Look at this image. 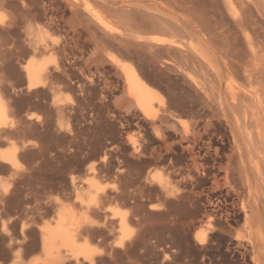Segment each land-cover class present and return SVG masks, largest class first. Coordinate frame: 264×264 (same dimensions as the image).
I'll list each match as a JSON object with an SVG mask.
<instances>
[{
    "label": "rangeland",
    "instance_id": "374dc122",
    "mask_svg": "<svg viewBox=\"0 0 264 264\" xmlns=\"http://www.w3.org/2000/svg\"><path fill=\"white\" fill-rule=\"evenodd\" d=\"M91 1L97 3L120 32L111 37L103 36L102 31L88 22L83 13L79 16L80 29L89 26L93 33L99 34L98 40L101 46H105L102 47L105 48L104 54H116L133 64L145 81L160 91L168 111L175 114V119L169 116L164 123L166 146L159 154L156 153L162 142L157 141L150 127L137 118L139 113L126 99L123 83L119 89L105 94L101 90L103 80L95 74L97 69L83 63L78 53L76 58L81 61L78 59L79 66L70 81L72 84L66 82L68 85L60 89L64 104L72 108L65 121L64 118L61 120L65 131L59 130L61 121L58 122L57 117L52 118L46 109L37 107L28 112L34 113L36 118L39 116L37 120L42 121L38 122L41 124H38V130L26 126L25 130L20 129L22 132L17 131L20 134L15 132L11 137L0 139V149L15 145L21 147L30 142L31 148L42 149L38 156L19 158L14 170L9 164L0 162V184L8 190L4 199L0 196V264L19 261L20 250L23 251L20 253L23 264L40 255L39 226L52 222L54 214L42 212L41 215L36 210L38 204L48 207L56 200H64L66 205L75 200L80 202L82 198L88 200V193L92 192L89 178H94L106 192V197L100 201L101 210L92 217L101 225L108 223L107 229L101 228V235L93 241L100 264H253V258L260 255L259 251L264 252V246H259L260 249L257 241L251 238L239 196L244 192L243 188L240 189L242 180L246 182L247 172H252L248 174L250 180L255 181L252 187L259 191V197H255L258 205L255 203L253 212L263 224L264 161L261 164L262 179L254 176L250 165V170L245 172L241 162H248L252 154L253 161L262 157L264 145L256 141L252 146L255 147L253 152L242 129L240 137L242 134L244 137L240 141L245 140L239 141L238 147L246 143L247 156L244 155V145L243 160L240 152H236L234 165L226 177L227 159L223 154L229 155L232 151L229 131L219 124L215 133L213 129L207 131L206 121L216 120L213 118L216 115L222 119L223 111L220 110H227L224 116L229 114L227 117L230 119L236 112L242 117L245 106L251 102L241 96L240 105L233 106L228 95L226 97L227 93H224V99L228 102L222 101L218 97L221 92L220 75H213L210 65L197 55L191 43L200 47V41L204 40L208 52L212 50L213 57H216L213 62L221 66L225 74H233L237 84L246 90L251 86L243 76L244 69L248 70L254 76L253 84L264 101V4L260 0H254V4L246 2L244 11H241L244 26L239 28L224 0ZM247 33L254 43L255 53L249 48ZM53 38L64 41L65 34L58 32ZM93 47H85V60L96 53ZM185 66L190 68L191 74L206 82L209 93L220 88L218 93L215 92L214 102L208 103L205 95L185 80L180 70ZM105 69L107 75L115 80L112 76L114 70L109 64ZM91 77L95 79V92L83 87ZM91 93H96L97 97ZM215 99H220L218 102L224 106ZM133 146L140 148L138 154L131 149ZM248 146L252 154L247 152ZM216 147L222 149L219 156H215ZM46 149L51 151L45 154ZM239 170L241 174L245 172L241 175L244 178L240 177ZM91 171H95L93 176ZM252 175L253 178L250 177ZM72 178L78 192L73 188ZM256 208L260 214L263 213L262 219ZM121 215L128 222L125 234L120 227ZM3 222L9 224L11 234L4 233ZM23 224H29L34 233L30 229L22 234ZM203 232L208 235V240L200 243L196 236Z\"/></svg>",
    "mask_w": 264,
    "mask_h": 264
},
{
    "label": "bare ground",
    "instance_id": "6f19581e",
    "mask_svg": "<svg viewBox=\"0 0 264 264\" xmlns=\"http://www.w3.org/2000/svg\"><path fill=\"white\" fill-rule=\"evenodd\" d=\"M150 1L152 2V0ZM260 1H262V4H264V0ZM246 2L248 4H254L255 1H223L225 7L232 16V20L236 24V27L238 26L239 28H243L244 26L241 13L244 11H242V9ZM100 3L103 4V2ZM66 12L69 13L68 16H66ZM81 13L85 14V16L89 20L88 22L92 23L93 25H95V28L100 29V31H102L101 33H103V36L111 37L114 35V33L120 32V30L118 32V28H115L112 20L108 18V16L102 10L99 9L97 3L94 4L91 0H0V18H2L3 20V22L0 23V139L9 136L11 137V135H14L15 132L17 134H20V132L18 133L17 131H21L20 129L25 130L24 128L26 126H29L30 129L33 128V130H38V128L41 126V124H39L38 122H40L41 120H37L39 116H37L36 118V115L34 113H29L32 108L42 107L47 110V112L52 118H54V116L57 117L58 122L61 121L63 118L65 121L66 116L70 114L72 108H68L64 104L60 89L63 87V85L65 86L67 84L66 82L70 83V81L73 79V74L76 72L78 65L77 62L79 59L76 58V56L78 55V53H80V56L78 57L84 60L83 63H86L88 66L94 65V69H97L96 71H98V73L96 72L95 74H99L100 78H102L103 81H101L103 82L104 87L101 90L105 91V94L111 93L112 91H114L115 89H119L123 85V89L125 90L128 97L126 99H129V101L133 103V105H135V107L137 108L136 110L139 113L137 118L141 120L146 127H150L157 141L162 142V146L156 150V153L159 154L162 151V147L166 146L164 123L170 117L174 118L175 114L173 113V115L172 113H170V111H168L164 97L162 96L160 91L148 82H146L133 64L123 60L116 54H111L109 52H107L109 53L108 55L104 54L105 48H102L104 45L101 46L98 40L99 37L97 36L99 34L93 33V30L87 25V28L85 27L82 30L80 29L82 28V26L79 25V16L81 15ZM58 32H63V34H65V40H62L63 42L53 38L54 34ZM85 37L86 39H84ZM200 43V47H195L193 43H191V46L196 51L197 55L203 58L210 65V71L213 72V75H220L218 77H220L219 87L221 86V89L219 87L218 88L221 92L220 94H218V97L221 98L222 101L224 100L225 102H228L226 99H224V93H227L226 97L228 95L227 98L231 100V105L236 107L240 105L239 100L241 96L251 102L249 104L247 103V105L245 104L246 106L242 113L243 115L241 114L242 117L237 115L236 112L232 115V119H230L228 118L230 116L228 113V117L224 116L225 111L219 109L220 111H223L221 112L223 113L222 119H219V116L216 117V115L213 117L216 120L206 121L205 129L207 131L209 129H213L215 133L218 124L220 126H225V128H227L229 131L231 137L230 144L232 151L230 152L231 154H223L224 157L222 156L223 158L227 159L225 175L226 177H229V174L232 170V165H234L232 162L234 158H236L235 153L240 152L239 156L241 155L240 158H242L243 160L242 151L243 149H245L244 145H246V143H241L244 148H242V145L241 147H238L240 138L244 137L242 136L243 134L240 137L242 129L245 131L244 135L246 137V140L248 139V145L250 144L251 148L252 146H255L254 144L256 141H259L258 143L264 145V101L262 100V95H260L261 92L258 90V88H256L255 84H253L254 76H252L248 70L244 69L245 71L243 76L244 79L247 80L248 84H251V86L249 85V90H246L245 88L244 90L237 84L238 82H236V80L234 79L233 74H225L223 68L221 66H217L215 64L216 62H213L215 61L216 57H213L214 54L212 53L210 47L209 49L211 51L210 53L208 52V47L205 41L201 40ZM247 43L249 45L250 50L255 53L254 43L252 42L251 37L250 35H248V33ZM86 44H88L89 46L91 45V47L94 46L93 50L94 48L96 49V53H92L94 55L91 56L89 60H85L84 57L87 51H85V47L88 46H86ZM70 57H72V59H70ZM66 60H69V63ZM108 64L114 70V75L112 76L115 77V80H112V77L107 75L105 67ZM83 65L85 66V64ZM186 66L184 68L180 67L181 73L185 75V80H188L193 86L197 88V90H199V92L204 94L206 100H208V103L212 102L213 97L215 98L214 95L218 93L219 89L217 92L214 91L213 93H209L206 82H203L204 80L201 81L198 77H196V75H193V73L191 74V71H188L190 68L188 67V69H186ZM78 69L80 68L78 67ZM88 82L89 83H85L84 85V82L82 81L84 89L88 90L89 92H95V79L91 77L90 81ZM120 83L123 84L121 85ZM94 95L95 97H97L96 93ZM94 95L92 94V96ZM215 101L217 100L215 99ZM218 101H220V99ZM218 103L220 105V102ZM156 104L159 105V108H156L157 110H155V107L157 106ZM222 104L221 105L224 106V103ZM45 120L47 122L49 121L47 119ZM62 121L59 123V130L65 131L63 126L64 124ZM42 128L44 127H41V129ZM41 133H43V131ZM7 139L9 140V138ZM244 140L245 138H243L242 141ZM4 143L7 144V142ZM29 144H31V142L28 143V145L23 144V146L21 147L15 145L11 146L10 148L0 149V162L9 164V166L14 170L17 169L19 162L18 160H20L19 158L25 156H38L42 152V149L31 148ZM34 146H36L35 142ZM249 148L250 147L248 146V149ZM254 148H252V150ZM131 149H133V152L136 153L140 150V148L137 146H133ZM260 149H262V147H260ZM246 150L247 145L246 149L244 150V155L247 154ZM46 151L51 150L46 149L44 151L45 154ZM214 151L215 156H219L220 153H222V149L218 147L214 148ZM247 152H249V154H252L251 149H249V151ZM104 153L105 155H107L106 152ZM263 155L262 157L259 156L258 158H256V161L254 160L255 162L252 160L253 157L251 156L248 162L245 160L242 161V167H244L243 170L247 172L248 166L250 165L252 168H249H251V170L253 169L252 171L253 173H255L254 176L257 175L259 179H262V166L264 165L262 163V161H264ZM261 164L263 165L261 166ZM234 171H236V169ZM94 172L95 171L90 172L92 174L91 176L94 175ZM245 172H242L241 174L239 170L240 174H238L241 178H244L241 175H243ZM248 174L251 175L252 172H247V175L245 176L247 177V179L245 178V180L248 184L242 180V186L240 189L243 188L242 190H244V192L240 193L241 195L239 196V201L241 203V209L245 215L244 218H246L245 220L247 223V228L249 229V234L251 238L254 239V241H257V245L259 247L261 245L264 246V223L262 224V222L259 220L260 217H257V215L253 212V208H255V203L258 205L255 197L258 196L259 191L258 188L256 189L252 187V185H255V181H251V178H249ZM250 177L253 178V175ZM255 178L256 177H254V179ZM259 179L258 181H256L260 182ZM88 181L90 183V188L92 189V192L88 193L90 194L88 200L82 198L80 202L78 200H75L72 203L69 202L71 203L70 205H66L64 203V200H56L51 206L48 205L49 208L46 204H38L36 210H38L41 215L42 212H44V214L48 212H53L54 216L52 222L39 226V231H37L39 232L38 237L40 243L39 246L41 248V254L30 262H28V264H97L98 262V264H100V261L97 262L96 259V257L98 256L93 247V241L95 239H98L96 237H98L99 234L101 235V228H106L108 223L101 225L96 222L95 218L94 220L92 217H94L93 215L97 214L98 211L101 210L100 201L102 198L104 199L106 197V192L104 188L100 187L99 183H97L94 178H89ZM251 182H253V184ZM263 182H261V184ZM71 183L73 185V188L75 187L74 190L78 192L79 190L76 189L77 187L74 178L71 179ZM0 189L3 191H0L2 192L0 196L2 195L1 197L4 199V197L8 195V190L5 192L4 189L7 188H5L1 184ZM247 190L249 191L248 193ZM79 195L80 194H78V196ZM258 214H260V210L258 211ZM117 215L119 214H115V216ZM260 215L262 219L263 213ZM8 225V223L3 222V230L4 233L11 234L9 233ZM120 227L124 234L127 233L128 222L124 215H121ZM30 229L31 227L29 226V224H23L21 233L24 234L26 230ZM32 232L34 233V230H32ZM196 239L200 243H205L208 240V235L203 232L198 234L196 236ZM240 239L241 238H239V240ZM253 239L251 240V242H248H250L251 244ZM257 245H255V247ZM21 251L22 250H20L18 254L20 256L17 257L19 261L13 264H23L21 261ZM260 251V255L256 258H253V264H261L264 262L262 260L264 258V252H262V254Z\"/></svg>",
    "mask_w": 264,
    "mask_h": 264
},
{
    "label": "clouds",
    "instance_id": "9594fccd",
    "mask_svg": "<svg viewBox=\"0 0 264 264\" xmlns=\"http://www.w3.org/2000/svg\"><path fill=\"white\" fill-rule=\"evenodd\" d=\"M3 22V20H2V18H0V23H2Z\"/></svg>",
    "mask_w": 264,
    "mask_h": 264
},
{
    "label": "snow or ice",
    "instance_id": "6c2138e0",
    "mask_svg": "<svg viewBox=\"0 0 264 264\" xmlns=\"http://www.w3.org/2000/svg\"><path fill=\"white\" fill-rule=\"evenodd\" d=\"M5 190V192L7 191V189H4Z\"/></svg>",
    "mask_w": 264,
    "mask_h": 264
}]
</instances>
